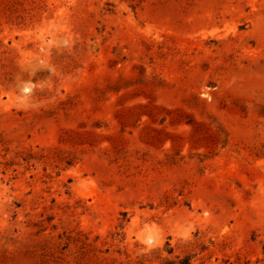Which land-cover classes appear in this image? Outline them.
I'll return each mask as SVG.
<instances>
[{"label": "rangeland", "instance_id": "374dc122", "mask_svg": "<svg viewBox=\"0 0 264 264\" xmlns=\"http://www.w3.org/2000/svg\"><path fill=\"white\" fill-rule=\"evenodd\" d=\"M264 264V0H0V264Z\"/></svg>", "mask_w": 264, "mask_h": 264}, {"label": "trees", "instance_id": "16d2710c", "mask_svg": "<svg viewBox=\"0 0 264 264\" xmlns=\"http://www.w3.org/2000/svg\"><path fill=\"white\" fill-rule=\"evenodd\" d=\"M178 264H188V261L182 260V261L178 262Z\"/></svg>", "mask_w": 264, "mask_h": 264}]
</instances>
